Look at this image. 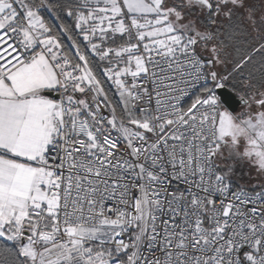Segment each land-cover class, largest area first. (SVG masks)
Masks as SVG:
<instances>
[{
    "label": "snow or ice",
    "instance_id": "1",
    "mask_svg": "<svg viewBox=\"0 0 264 264\" xmlns=\"http://www.w3.org/2000/svg\"><path fill=\"white\" fill-rule=\"evenodd\" d=\"M0 264H264V0H0Z\"/></svg>",
    "mask_w": 264,
    "mask_h": 264
}]
</instances>
